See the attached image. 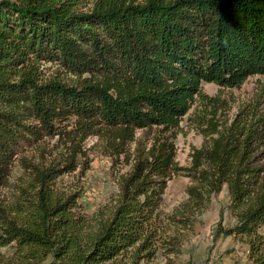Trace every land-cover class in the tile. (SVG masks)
Here are the masks:
<instances>
[{"label": "trees", "instance_id": "obj_1", "mask_svg": "<svg viewBox=\"0 0 264 264\" xmlns=\"http://www.w3.org/2000/svg\"><path fill=\"white\" fill-rule=\"evenodd\" d=\"M253 75L264 76V0H0V189L18 161L26 177L14 196H33L15 208L0 197V246L14 247L0 264H150L158 250L176 264L179 231L192 222L175 211L177 232L162 237L158 221L174 176L189 179L196 211L226 186L236 222L220 218L213 239L240 236L264 264V165L254 154L264 112L245 106L221 119L202 91V82L240 87ZM197 102L202 110L190 111ZM186 115L203 141L183 166L175 139ZM89 137L130 165L94 216L54 189Z\"/></svg>", "mask_w": 264, "mask_h": 264}, {"label": "rangeland", "instance_id": "obj_2", "mask_svg": "<svg viewBox=\"0 0 264 264\" xmlns=\"http://www.w3.org/2000/svg\"><path fill=\"white\" fill-rule=\"evenodd\" d=\"M56 67H52L54 71ZM202 91L205 94L216 98L213 106H208V110H216L221 119L231 121L240 108L249 106L257 107V112H264V76H249L240 87L225 88L214 83L202 82ZM197 105V106H196ZM199 102L195 103L191 110H202ZM187 115L180 125L182 130L178 133L176 144V161L179 165H188L193 147L202 144L203 136L197 132L194 125H187ZM49 148L55 139H47ZM262 140V139H261ZM258 145L254 151L258 159L256 166L264 165V156L260 157V152L264 151V143L256 142ZM84 154L77 157V167L72 172L60 176L54 185L55 192L63 195H76L79 210L83 213L94 216L101 210H107L113 203L118 192L119 177L128 172L130 165L125 164V159L121 157L114 162L109 156L100 151L94 137H89L83 147ZM26 155L37 158V152L31 147L26 148ZM56 154V153H54ZM86 158V159H85ZM88 163L89 167L82 172V166ZM23 167L18 161L13 167L11 176L12 185L7 189H0V197L5 205L15 208L16 202H22L24 206H29L32 195L24 196L28 200H20L14 196L17 193L16 186L23 185ZM189 179L184 176H174L167 183L162 202L159 207L158 221L161 223L160 231L166 236L169 233L177 232L168 223V216L175 211L181 212L190 218L192 229L188 232L180 230V234H185L182 241V252L178 256H171L176 264H256L254 257L250 256L249 246L240 236H220L213 239V233L221 218L222 225L232 226L235 224V213L229 207V195L227 187L215 195L210 196L209 204L203 211L192 209L185 192V187ZM28 210L27 208L24 209ZM24 210L17 211L21 216L20 220L26 216ZM18 215V216H19ZM263 232V229H260ZM14 247L12 245L0 246V263L7 259H13ZM259 256V255H256ZM164 259L158 250L157 257L150 264H163Z\"/></svg>", "mask_w": 264, "mask_h": 264}]
</instances>
